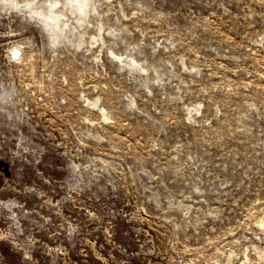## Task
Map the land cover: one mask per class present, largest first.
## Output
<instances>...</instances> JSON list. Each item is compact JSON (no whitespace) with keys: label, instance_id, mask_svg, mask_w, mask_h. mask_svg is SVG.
I'll list each match as a JSON object with an SVG mask.
<instances>
[{"label":"rangeland","instance_id":"obj_1","mask_svg":"<svg viewBox=\"0 0 264 264\" xmlns=\"http://www.w3.org/2000/svg\"><path fill=\"white\" fill-rule=\"evenodd\" d=\"M28 2L0 13V264H264V0Z\"/></svg>","mask_w":264,"mask_h":264},{"label":"clouds","instance_id":"obj_2","mask_svg":"<svg viewBox=\"0 0 264 264\" xmlns=\"http://www.w3.org/2000/svg\"><path fill=\"white\" fill-rule=\"evenodd\" d=\"M32 5L28 0H0V13L21 16Z\"/></svg>","mask_w":264,"mask_h":264},{"label":"bare ground","instance_id":"obj_3","mask_svg":"<svg viewBox=\"0 0 264 264\" xmlns=\"http://www.w3.org/2000/svg\"><path fill=\"white\" fill-rule=\"evenodd\" d=\"M18 50H19V48L18 47H15V46L9 48V50L7 51V58L10 60L11 55L13 54V51L18 52ZM18 57L20 58V56H18Z\"/></svg>","mask_w":264,"mask_h":264}]
</instances>
